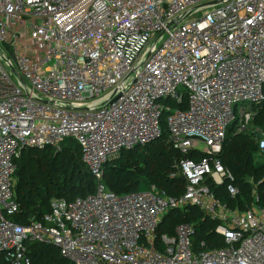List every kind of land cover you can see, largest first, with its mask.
I'll return each mask as SVG.
<instances>
[{"label": "built area", "instance_id": "1", "mask_svg": "<svg viewBox=\"0 0 264 264\" xmlns=\"http://www.w3.org/2000/svg\"><path fill=\"white\" fill-rule=\"evenodd\" d=\"M263 101L264 0H0V264H32L29 242L73 264H264L256 188L244 210L215 189L239 194L220 159L232 125L253 133L264 161V131L252 125ZM164 112L187 156L171 174L184 192H112L105 166L159 139ZM67 139L96 192L53 198L41 220L9 218L20 212L16 159ZM187 207L218 223L225 246L196 245L191 223L157 234L166 213Z\"/></svg>", "mask_w": 264, "mask_h": 264}, {"label": "trees", "instance_id": "2", "mask_svg": "<svg viewBox=\"0 0 264 264\" xmlns=\"http://www.w3.org/2000/svg\"><path fill=\"white\" fill-rule=\"evenodd\" d=\"M173 105H176L173 103ZM186 107V103L181 105ZM257 110L253 121V132L264 131V101L253 105ZM164 112L161 119L162 136L145 147H136L124 151L117 159L105 166L103 183L118 195L149 190L153 185L159 191L170 196H179L185 190L181 177H171L177 171V165L184 156L177 150L166 125ZM195 156H190L194 158ZM220 159L235 178L239 194L232 197L227 186L216 189L217 195L232 208L244 210L254 202V188L264 207V161L259 157L258 143L253 133L236 132L232 125L224 142ZM14 174L15 198L20 212L10 216L19 224H27L32 219L41 220L50 212L53 198H65L72 201L96 192L98 182L82 158V149L78 142L67 139L57 151L52 147L27 148L16 159ZM181 223L195 226L194 242L204 241L207 248L225 246L224 239L215 229L217 222L209 219L197 207L170 210L165 214L157 234L174 235ZM28 251L32 264H73L65 258L59 248L38 242H29Z\"/></svg>", "mask_w": 264, "mask_h": 264}, {"label": "rangeland", "instance_id": "3", "mask_svg": "<svg viewBox=\"0 0 264 264\" xmlns=\"http://www.w3.org/2000/svg\"><path fill=\"white\" fill-rule=\"evenodd\" d=\"M254 111H255V110H254ZM255 113H258V112H257V110H256V112H255ZM253 121H254V120H253ZM252 125H253V122H252Z\"/></svg>", "mask_w": 264, "mask_h": 264}]
</instances>
